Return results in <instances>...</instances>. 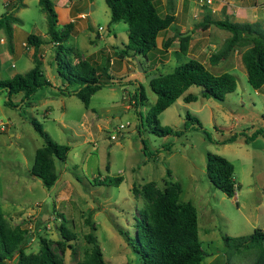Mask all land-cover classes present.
Listing matches in <instances>:
<instances>
[{
    "label": "rangeland",
    "instance_id": "1",
    "mask_svg": "<svg viewBox=\"0 0 264 264\" xmlns=\"http://www.w3.org/2000/svg\"><path fill=\"white\" fill-rule=\"evenodd\" d=\"M17 1L0 0V16ZM52 1L58 7L60 28L70 22L76 26L66 45L67 57L62 59L73 64L79 57L98 70L108 68L111 79L103 78L109 84L92 97L89 109L76 95L59 93L60 88L68 86L57 73L58 47L48 35L47 14L39 0H24L15 14L20 23L14 26V53H10L4 33L0 34L2 80L25 75L34 68L35 49L27 43L34 34L46 42L40 56L53 84V88L35 94L30 107L22 103L23 95L12 98L19 104L17 108L5 105L6 93L0 96V207L12 228L26 230V252L38 253L44 238L66 264H76L90 250L87 236L93 233L107 264H142L129 240L135 236V216L143 206L133 189H141L149 182L164 189L166 182L174 180L183 187L181 201L192 202L198 210L206 263L255 264L253 251H237L234 240L250 237L256 229L264 231V136L245 142L258 130L264 131V87L257 91L248 82L242 60L245 48L212 66L210 56L222 48L230 34L214 25H197L210 14L215 20L229 16L234 22L258 23L264 30V0H209L211 4L206 0H179L176 24L160 34L159 51L150 54V60L122 53L128 43V25L111 23L105 0ZM167 1H158L162 15L168 12ZM179 33L182 38L190 37L185 52ZM172 38L175 41L166 50L164 44ZM193 59L215 75H236L237 91L220 103L201 97V89L193 87L188 93L197 94V102L187 104L180 98L159 117L160 128L184 130L187 124L197 126L188 120L191 114L200 120L206 134L191 126L180 138H159L150 133L140 137V117L134 100L137 90L142 86L146 91L148 103L139 110L147 116L150 104L157 100L149 81ZM32 119L42 124L54 142L71 147L67 162L57 164L59 179L51 189L30 173L36 151L45 144L30 124ZM122 125L125 128H120ZM236 134V143L222 145ZM143 139L149 152L156 155H144ZM168 144H172L171 151L166 152L164 146ZM209 153L234 164L237 192L233 198L217 189L211 180L207 169ZM107 176H123L124 182L119 187L96 185V179ZM58 214L66 216L68 227L76 235L75 240L67 242L73 248L65 252L58 245L62 240V219ZM89 220L92 225L87 223ZM225 238L233 240L231 248Z\"/></svg>",
    "mask_w": 264,
    "mask_h": 264
},
{
    "label": "trees",
    "instance_id": "2",
    "mask_svg": "<svg viewBox=\"0 0 264 264\" xmlns=\"http://www.w3.org/2000/svg\"><path fill=\"white\" fill-rule=\"evenodd\" d=\"M93 1V0H92ZM159 0H105L111 12V23L123 22L128 25V43L122 53L127 57H146L150 60V54L159 51L158 38L161 33L173 28L177 20V3L179 0L167 1V13L162 15L159 10ZM24 5V0H18L11 10H7L0 16V34L4 33L10 53H14V26L20 23L15 16ZM39 5L47 14L48 35L55 47H58L56 56L57 73L62 78L66 89H59L61 95H76L84 104L86 109L91 106L92 97L102 90L107 84L103 78L111 79L108 68L98 70L87 60L76 57V62L62 59L67 57V43L75 31V23L70 22L62 28L59 26V15L56 5L52 0H39ZM214 25L220 30L230 34L222 48L212 54L209 62L212 66H218L237 50L245 48L242 56L243 64L247 71L248 82L255 90L264 87V30L258 23L234 22L227 16L223 20H215L207 14L197 28ZM195 33V32H194ZM181 38L182 49L188 48L190 37ZM174 38L167 40L164 46L168 50ZM27 43L35 49L34 68L25 75H15L9 80L0 77V96L6 93L8 100L5 105L9 108H17L12 98L23 95L22 103L28 107L32 105V98L40 90L53 88L52 82L47 78L43 67L40 49L46 43L37 35H30ZM78 56V55H76ZM2 62L0 58V74ZM237 76L232 73L213 74L205 64L198 60H190L180 64L167 73L160 74L149 81L152 92L157 100L150 104L151 108L145 116L139 108L148 103L145 89L141 86L134 96L136 110L139 115L140 124L138 133L143 137L145 133L153 134L159 138H180L191 126L193 130H202V123L196 117L188 114L187 118L194 124H187L183 130L172 128H160L159 117L172 107L180 98L189 104L197 102L199 96L188 93L193 88L201 89V97L215 99L224 103L227 96L235 93L238 88ZM69 88H73L69 91ZM30 124L45 140V144L36 151L35 161L30 171L31 175L42 181L45 188H53L58 179L57 164H65L68 160L71 147L54 142L44 131L42 124L37 119H32ZM241 136L244 134L241 133ZM259 135L264 136L263 130H258L246 143L252 142ZM209 141L212 139L207 134ZM239 135L236 134L222 142V145L236 143ZM144 155L153 157L147 142L143 139ZM172 144L164 146L166 152L171 151ZM159 153V152H158ZM156 155V154H155ZM207 169L215 187L233 198L237 192L235 181V166L228 159L214 154L207 155ZM167 175L172 178V172L168 170ZM124 182L123 176H107L104 179H96L97 186L119 187ZM134 195L141 198L143 206L140 214L135 216V236L129 237L134 252L142 264H208L206 263V252L203 249L199 234V214L192 202H183L180 197L183 187L179 182L170 180L166 187L161 189L155 182L145 184L141 189L134 188ZM55 212V207L54 211ZM62 219L60 227L62 240L59 247L66 251L67 242L76 238L75 233L68 227V219L64 214H58ZM92 225L90 220L87 222ZM26 230L12 228L0 207V264H8L14 260L17 264H66L46 239L41 240V249L38 253L26 252ZM91 245L83 261L76 264H107L103 250L96 238L91 233L87 236ZM226 245L231 248L230 238H225ZM235 247L240 252L255 254V264H264V231L256 229L250 237H241L234 240ZM219 264V261L214 263Z\"/></svg>",
    "mask_w": 264,
    "mask_h": 264
},
{
    "label": "built area",
    "instance_id": "3",
    "mask_svg": "<svg viewBox=\"0 0 264 264\" xmlns=\"http://www.w3.org/2000/svg\"><path fill=\"white\" fill-rule=\"evenodd\" d=\"M207 1V4H211V1H209V0H206ZM120 128H125V126L124 125H122Z\"/></svg>",
    "mask_w": 264,
    "mask_h": 264
},
{
    "label": "water",
    "instance_id": "4",
    "mask_svg": "<svg viewBox=\"0 0 264 264\" xmlns=\"http://www.w3.org/2000/svg\"><path fill=\"white\" fill-rule=\"evenodd\" d=\"M88 12V11H87ZM184 36H187V34L186 35H184ZM140 65V68H141V64H139Z\"/></svg>",
    "mask_w": 264,
    "mask_h": 264
},
{
    "label": "crops",
    "instance_id": "5",
    "mask_svg": "<svg viewBox=\"0 0 264 264\" xmlns=\"http://www.w3.org/2000/svg\"><path fill=\"white\" fill-rule=\"evenodd\" d=\"M56 9H58V7L56 6Z\"/></svg>",
    "mask_w": 264,
    "mask_h": 264
}]
</instances>
